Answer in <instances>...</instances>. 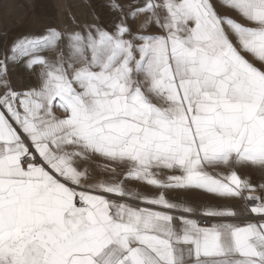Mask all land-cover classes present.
<instances>
[{"label": "snow or ice", "instance_id": "6c2138e0", "mask_svg": "<svg viewBox=\"0 0 264 264\" xmlns=\"http://www.w3.org/2000/svg\"><path fill=\"white\" fill-rule=\"evenodd\" d=\"M220 3L241 20L109 0L0 49V264H264V0Z\"/></svg>", "mask_w": 264, "mask_h": 264}, {"label": "rangeland", "instance_id": "374dc122", "mask_svg": "<svg viewBox=\"0 0 264 264\" xmlns=\"http://www.w3.org/2000/svg\"><path fill=\"white\" fill-rule=\"evenodd\" d=\"M117 3L128 5L135 0H116ZM109 0H0V49L17 37L29 32L40 31L46 25H71V16L80 22L92 21L98 17L99 23L111 25L116 18L108 7ZM217 11L221 15L241 20L239 14L232 9L221 5L220 0H214ZM246 57L253 61L250 55ZM259 66V63L253 61ZM12 80L17 88L26 87L30 80L22 67H17L12 72ZM102 163V162H98ZM259 177L254 182H262V175L255 171ZM103 178V174H100ZM142 193H151L155 190L142 185H132Z\"/></svg>", "mask_w": 264, "mask_h": 264}, {"label": "crops", "instance_id": "0c3cea01", "mask_svg": "<svg viewBox=\"0 0 264 264\" xmlns=\"http://www.w3.org/2000/svg\"><path fill=\"white\" fill-rule=\"evenodd\" d=\"M251 179L253 181V179L255 177H259L258 174H255V171L251 172ZM264 177H261V179ZM253 183H264V181L262 182H254ZM148 195H155L156 191L151 192V193H145ZM170 195L172 196H177L179 195L181 199H188L191 203H193L194 205L200 206V205H210V206H234V207H241L243 204H245V201L242 200H215L213 198H211L210 196L198 193V192H193V193H187V194H177V193H170Z\"/></svg>", "mask_w": 264, "mask_h": 264}]
</instances>
